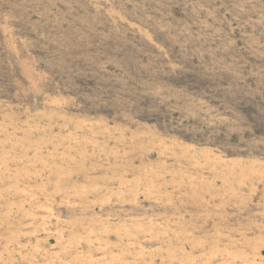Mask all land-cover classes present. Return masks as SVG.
Segmentation results:
<instances>
[{
    "label": "rangeland",
    "instance_id": "374dc122",
    "mask_svg": "<svg viewBox=\"0 0 264 264\" xmlns=\"http://www.w3.org/2000/svg\"><path fill=\"white\" fill-rule=\"evenodd\" d=\"M0 264H264V0H0Z\"/></svg>",
    "mask_w": 264,
    "mask_h": 264
}]
</instances>
